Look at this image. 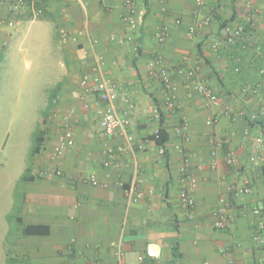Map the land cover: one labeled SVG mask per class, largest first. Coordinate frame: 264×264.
Here are the masks:
<instances>
[{"label":"crops","instance_id":"obj_1","mask_svg":"<svg viewBox=\"0 0 264 264\" xmlns=\"http://www.w3.org/2000/svg\"><path fill=\"white\" fill-rule=\"evenodd\" d=\"M246 1L259 10L257 27L249 42L229 46L221 38L223 23L240 20ZM136 2L146 10L138 30L123 20L125 0H37L34 6L17 10L12 9L11 0H0V60L14 43L21 47L33 29L34 41L46 43L45 55L56 57L59 71L51 110L48 104L45 141L28 165L32 178L21 181L27 167L15 187L14 196L22 195L18 226L0 236L3 261L264 262V247L255 239L259 218L253 213L264 204V126L251 125L246 116L225 113L227 108L249 112L264 106V99L259 101L245 91L263 77L264 0H208L199 16L194 0ZM35 8L43 13L36 15ZM204 16L211 17L210 24L189 38L188 28ZM163 25L169 27L170 36L160 45L157 34ZM63 30L69 33L67 42ZM92 39L98 42L93 45ZM216 42H220L218 48ZM96 55L106 61L105 77L119 84V111H129L124 131L113 137L105 134L100 123L106 104L99 95L85 93L81 84L83 75L92 72ZM156 55L163 57L177 88L180 106L176 112L167 108V93L159 77L150 73L149 62ZM198 82L214 89L219 105L196 90ZM129 104L134 108L129 109ZM155 107L160 108L170 137L165 156L153 138L161 124L154 117ZM65 121L73 127L75 143L52 161L50 155ZM180 127H184L182 134L177 132ZM259 137L263 142L257 147ZM214 141L223 146L217 147ZM109 148L114 152L109 153ZM228 152L235 153L233 163L226 160ZM107 160L111 165H105ZM55 167L62 169L61 176L44 174ZM90 174L106 182V187L92 185L87 180ZM189 176L197 179L193 213L180 200ZM134 183L137 191L146 193L138 203L127 199ZM232 185L251 186L255 192L237 195L229 191ZM222 198L228 202L230 220L217 229L213 214L223 207ZM33 226L43 233H27Z\"/></svg>","mask_w":264,"mask_h":264},{"label":"built area","instance_id":"obj_2","mask_svg":"<svg viewBox=\"0 0 264 264\" xmlns=\"http://www.w3.org/2000/svg\"><path fill=\"white\" fill-rule=\"evenodd\" d=\"M37 0H11L12 9L17 10L21 7H25L27 5L34 6ZM197 11L196 13L200 14V10L204 7L208 0H194ZM126 12L123 14V20L130 25V27L134 30H138L145 22L146 10L144 8H140L137 5L136 0H125ZM36 15H41L43 13L42 8H35ZM258 14L259 10L254 7L251 1H246L242 6V10L240 11L239 17L240 20H234L232 22L225 23L221 30V38L225 43L229 46H237L241 44H245L249 42L251 38V34L253 30L257 27L258 24ZM211 22L210 16L200 17L197 24L190 26L187 30V36L189 38H193L198 30L205 25H209ZM2 25V21L0 20V27ZM170 36L169 27L167 25H163L160 27L159 32L157 34V40L160 45H163L167 42ZM62 38L64 42H67L69 39V33L66 30L62 31ZM92 44L95 45L98 40L92 39ZM220 42L215 43V48H218ZM264 57V54H263ZM237 64L240 63V59H237ZM106 61L103 56L96 55L95 62L92 66V72L83 75L81 78V84L85 91V93H95L99 95V98L106 104L105 108L102 111L101 117V127L104 130L105 134L109 137H113L118 133L124 131L125 126L128 122V109L124 112H120L117 105L116 99L119 91V84L115 81H112L105 77L104 74V66ZM150 73L152 75H157L164 86L167 98L166 105L167 108L173 112H176L179 108V98L177 94V88L171 78L170 72L165 65L164 59L160 55H156L150 62ZM239 70V68H237ZM262 78L256 81L253 85H248L245 87V91L249 94L258 98L259 101H263L264 99V68L261 72ZM196 90L202 94L208 102L213 105H219V97L209 85L198 82L196 85ZM85 108L89 107L88 103L84 104ZM134 105L129 104V109H133ZM264 112V106L256 107L249 112L246 110L233 111L230 108H227L225 113L227 115H234L236 117H244L249 116L251 120H257L261 114ZM154 117L156 119H160L161 110L158 107H155L153 110ZM184 127H180L177 129L179 134H182ZM159 133V128H157L154 134ZM129 140L132 137L128 138ZM263 142V138L259 137L257 139L256 146L259 147ZM75 136L74 130L71 124L68 121L61 123L60 131L57 136L56 142L53 146L50 158L52 161H57L60 157H62L69 149L74 146ZM217 147L223 146L221 141H214ZM178 149H181V145L178 144L176 146ZM109 153H113L114 149L109 148ZM159 153L164 156L165 155V147H159ZM216 151H213L215 154ZM226 160L228 163H233L235 161V153L228 152L226 154ZM252 160L258 162L256 156L252 157ZM111 161L107 160L105 162L106 166L111 165ZM184 170L185 167L183 168ZM47 177L61 176L63 171L59 167H55L52 170H46L44 173ZM87 180L94 186L106 187L107 183L101 181L96 174H90L87 177ZM197 185V179L195 177L189 176L188 184L183 186L180 190V200L181 203L193 213L194 208L196 206L195 196L193 194V188ZM229 191L234 192L237 195L242 194H253L254 188L251 186H229ZM152 193V191L150 192ZM144 191H137L136 183H134L131 189L127 192V199L130 203H138L144 196ZM223 207L217 209L213 214L214 227L217 229L225 228L230 220V212L228 209V202L225 198H222ZM253 213L255 216L259 218L257 226L255 239L264 247V204L257 205L253 209ZM227 264H236L234 259H230ZM259 264H264V262H260Z\"/></svg>","mask_w":264,"mask_h":264},{"label":"rangeland","instance_id":"obj_3","mask_svg":"<svg viewBox=\"0 0 264 264\" xmlns=\"http://www.w3.org/2000/svg\"><path fill=\"white\" fill-rule=\"evenodd\" d=\"M34 38L30 29L22 46L14 43L0 60V236L18 226L22 195L14 196L15 187L30 163L38 123L59 75L56 57L47 58L48 46ZM1 256L0 249V264H16Z\"/></svg>","mask_w":264,"mask_h":264},{"label":"trees","instance_id":"obj_4","mask_svg":"<svg viewBox=\"0 0 264 264\" xmlns=\"http://www.w3.org/2000/svg\"><path fill=\"white\" fill-rule=\"evenodd\" d=\"M234 21L233 19L230 21H225L223 23V26L225 23L228 22H232ZM61 85H58L57 88H59ZM56 92L54 91L52 97H51V101H50V110L54 104V98L56 97ZM50 110H47L46 113L43 114L41 120L38 123V128L36 131V136H35V143L32 149V153H31V157L33 158L36 154H38L41 149L42 146L44 144L45 141V136L47 133V128H46V124L49 118V113ZM247 120L249 121V123L251 125H255V124H260L262 126H264V118H261V116L257 119V120H251L249 118V116H246ZM160 121V126H159V133L158 134H154L153 138L156 141L157 145L166 147L167 142L169 141V133L165 130V128L163 127V114L161 113V117L159 119ZM167 154L166 148H165V155ZM164 155V156H165ZM30 172H31V167H28L27 170L25 171V173L22 175L21 177V181H27L30 180L32 177L30 176ZM44 230H42L41 228H39L38 226H33L31 229H26L27 233H33V234H42Z\"/></svg>","mask_w":264,"mask_h":264},{"label":"water","instance_id":"obj_5","mask_svg":"<svg viewBox=\"0 0 264 264\" xmlns=\"http://www.w3.org/2000/svg\"><path fill=\"white\" fill-rule=\"evenodd\" d=\"M153 249H155V248H153Z\"/></svg>","mask_w":264,"mask_h":264}]
</instances>
